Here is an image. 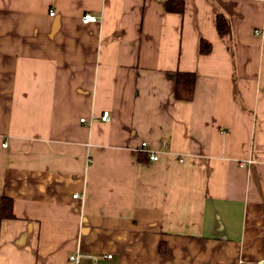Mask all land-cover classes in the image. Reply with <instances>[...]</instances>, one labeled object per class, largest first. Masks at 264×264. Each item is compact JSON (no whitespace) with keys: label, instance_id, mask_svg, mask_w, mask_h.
Segmentation results:
<instances>
[{"label":"crops","instance_id":"obj_1","mask_svg":"<svg viewBox=\"0 0 264 264\" xmlns=\"http://www.w3.org/2000/svg\"><path fill=\"white\" fill-rule=\"evenodd\" d=\"M165 1L0 0V264H262L264 0Z\"/></svg>","mask_w":264,"mask_h":264},{"label":"trees","instance_id":"obj_2","mask_svg":"<svg viewBox=\"0 0 264 264\" xmlns=\"http://www.w3.org/2000/svg\"><path fill=\"white\" fill-rule=\"evenodd\" d=\"M165 9L169 12L183 13L185 9L184 0H166ZM217 30L220 34H231L230 21L224 13L220 12L217 15ZM212 43L207 39H202L200 43V51L203 54H208L212 50ZM196 73L189 71H178L176 75L175 95L178 99L192 100L195 94ZM14 201L10 196H2L0 200V230L1 222L5 218H14Z\"/></svg>","mask_w":264,"mask_h":264},{"label":"built area","instance_id":"obj_3","mask_svg":"<svg viewBox=\"0 0 264 264\" xmlns=\"http://www.w3.org/2000/svg\"><path fill=\"white\" fill-rule=\"evenodd\" d=\"M51 13L53 14L54 11H52ZM82 21L85 24L86 23H90V22H96V21H98V16H96L94 14H91V13H85L83 15V17H82ZM110 118H111V116H110V111L109 110H105L103 112V114L101 115V119L104 120V121H108V120H110ZM84 120H85V118H82V121H84ZM4 145H6V143ZM142 147L145 150H149L147 142H143L142 143ZM150 158L151 159H157L158 155L156 153L151 152L150 153ZM106 257L107 258H111L112 254H107ZM71 259L76 260L77 259L76 255H71ZM261 263L264 264V260H262Z\"/></svg>","mask_w":264,"mask_h":264}]
</instances>
